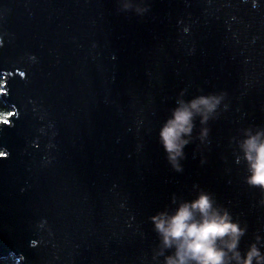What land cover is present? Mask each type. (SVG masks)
Segmentation results:
<instances>
[{"label":"water","instance_id":"obj_1","mask_svg":"<svg viewBox=\"0 0 264 264\" xmlns=\"http://www.w3.org/2000/svg\"><path fill=\"white\" fill-rule=\"evenodd\" d=\"M121 3L0 0V259L163 264L151 217L200 190L246 226L242 254L264 253V192L237 146L264 127V0ZM181 90L224 100L177 172L158 131Z\"/></svg>","mask_w":264,"mask_h":264},{"label":"clouds","instance_id":"obj_2","mask_svg":"<svg viewBox=\"0 0 264 264\" xmlns=\"http://www.w3.org/2000/svg\"><path fill=\"white\" fill-rule=\"evenodd\" d=\"M123 10L134 9L138 14L148 10L147 6L134 4L133 0H122ZM6 90L0 87V94ZM181 90L169 116L158 131V142L171 167L182 171L181 160L185 158L184 148L194 139L193 131L197 121L200 130L195 139L205 143L208 138L209 120L215 119L224 94H201L184 99ZM6 109L0 108V116ZM11 117L2 116L0 124L11 126ZM241 153L239 159L245 162V182L264 192V127H247L237 141ZM172 210H162L151 217L154 231L160 241L157 256H164L163 264H264V253L257 243L251 244L243 254L239 250L241 237L247 231L239 220L219 205L212 194L200 190L191 200L176 201ZM259 241L260 237L257 236ZM166 250H172L165 255Z\"/></svg>","mask_w":264,"mask_h":264},{"label":"trees","instance_id":"obj_3","mask_svg":"<svg viewBox=\"0 0 264 264\" xmlns=\"http://www.w3.org/2000/svg\"><path fill=\"white\" fill-rule=\"evenodd\" d=\"M4 84H5L4 78L0 77V87H4ZM0 108L9 110V111H5L2 114V116H9L12 112V108L5 102L2 95H0ZM2 116H0V118H2ZM0 264H19V263L17 262L15 258H13L12 256H9L5 259H0Z\"/></svg>","mask_w":264,"mask_h":264},{"label":"snow or ice","instance_id":"obj_4","mask_svg":"<svg viewBox=\"0 0 264 264\" xmlns=\"http://www.w3.org/2000/svg\"><path fill=\"white\" fill-rule=\"evenodd\" d=\"M22 75H24V74H22ZM6 86H7V83L4 84V88H5V89H6ZM0 95L6 96V95H8V92L5 91L4 93H2V94H0ZM13 115H16V114H13ZM8 155H9V153H7L6 151H4V152H0V159L7 158Z\"/></svg>","mask_w":264,"mask_h":264}]
</instances>
